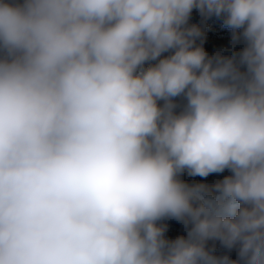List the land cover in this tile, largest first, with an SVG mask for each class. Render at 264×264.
Segmentation results:
<instances>
[{
    "label": "clouds",
    "instance_id": "clouds-1",
    "mask_svg": "<svg viewBox=\"0 0 264 264\" xmlns=\"http://www.w3.org/2000/svg\"><path fill=\"white\" fill-rule=\"evenodd\" d=\"M0 264H264V0L0 2Z\"/></svg>",
    "mask_w": 264,
    "mask_h": 264
},
{
    "label": "trees",
    "instance_id": "trees-1",
    "mask_svg": "<svg viewBox=\"0 0 264 264\" xmlns=\"http://www.w3.org/2000/svg\"><path fill=\"white\" fill-rule=\"evenodd\" d=\"M4 2V0H0ZM7 2H19L22 3V0H7ZM197 26L200 28L202 35L195 38L194 46H202L203 49L208 54L209 58H214L217 55L223 57H236L239 58L240 52L245 47V41L241 37L240 39L233 40V31L230 28L224 26L223 18H217L215 16L207 17L201 15L198 9L194 8L190 14L187 26ZM242 32V29L238 30ZM171 52L163 53L161 58L170 55ZM157 61H150L145 64L147 67L149 64H154ZM178 105L176 111L179 112L181 106L185 102L182 97L175 98ZM159 104H163V101H159ZM231 175V172L228 169H225L222 173H213L208 177L200 176H190L187 171L180 175V179L189 185L194 184H206L214 185L216 182L223 180L225 176ZM159 225L165 227V238L168 240H174L179 236H187V232L191 225L185 226L181 221L175 219L165 218L157 222ZM207 247L209 249H214L213 254L216 256H229L232 260H236L237 249L233 248L231 250L224 247L218 240H209L207 242Z\"/></svg>",
    "mask_w": 264,
    "mask_h": 264
}]
</instances>
